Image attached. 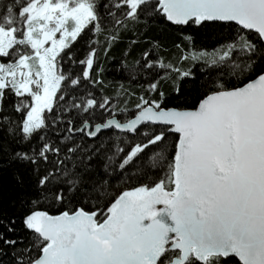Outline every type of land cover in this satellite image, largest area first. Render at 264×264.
I'll list each match as a JSON object with an SVG mask.
<instances>
[{"label": "snow or ice", "instance_id": "6c2138e0", "mask_svg": "<svg viewBox=\"0 0 264 264\" xmlns=\"http://www.w3.org/2000/svg\"><path fill=\"white\" fill-rule=\"evenodd\" d=\"M5 176L0 264H264V0H0Z\"/></svg>", "mask_w": 264, "mask_h": 264}, {"label": "trees", "instance_id": "16d2710c", "mask_svg": "<svg viewBox=\"0 0 264 264\" xmlns=\"http://www.w3.org/2000/svg\"><path fill=\"white\" fill-rule=\"evenodd\" d=\"M172 38H174V34L165 32L164 36L162 37V40L165 42H169ZM125 45L122 43L116 48L113 49L112 53L110 54V58L104 60L102 59L105 72H104V79L106 82H112V84L117 85L119 83H124L125 86H128V81L126 79V72L124 69L121 68V51ZM208 51H211V48H208ZM193 71L198 72L199 71V65H196L193 67ZM113 89L108 88L106 90L107 94H112ZM0 187H3L7 192L11 190V178L10 177H0Z\"/></svg>", "mask_w": 264, "mask_h": 264}]
</instances>
